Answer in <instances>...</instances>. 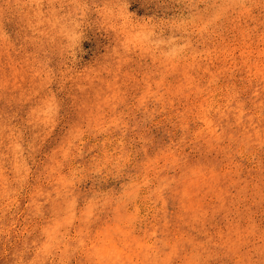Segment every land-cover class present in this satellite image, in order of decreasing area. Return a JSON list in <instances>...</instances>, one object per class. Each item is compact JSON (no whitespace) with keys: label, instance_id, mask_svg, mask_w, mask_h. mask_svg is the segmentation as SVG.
Instances as JSON below:
<instances>
[{"label":"rangeland","instance_id":"1","mask_svg":"<svg viewBox=\"0 0 264 264\" xmlns=\"http://www.w3.org/2000/svg\"><path fill=\"white\" fill-rule=\"evenodd\" d=\"M0 264H264V0H0Z\"/></svg>","mask_w":264,"mask_h":264}]
</instances>
